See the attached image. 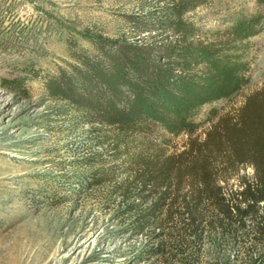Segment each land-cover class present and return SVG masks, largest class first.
Listing matches in <instances>:
<instances>
[{
    "label": "rangeland",
    "instance_id": "obj_1",
    "mask_svg": "<svg viewBox=\"0 0 264 264\" xmlns=\"http://www.w3.org/2000/svg\"><path fill=\"white\" fill-rule=\"evenodd\" d=\"M165 5L0 0V264H264V202L256 201L251 166L220 183L224 200L193 203L191 194L185 210L181 194L159 202L140 171L102 184L92 177L111 173L101 171L111 163H95L121 144L127 164L200 143L263 85L264 0H201L187 15L198 28L190 39L195 82L172 88L141 135L116 137L84 116L73 122L68 103L50 99L33 79L66 69L73 50L94 51L97 39L138 44L170 35L153 21L139 24L149 32L129 21L152 20L145 13Z\"/></svg>",
    "mask_w": 264,
    "mask_h": 264
},
{
    "label": "trees",
    "instance_id": "obj_2",
    "mask_svg": "<svg viewBox=\"0 0 264 264\" xmlns=\"http://www.w3.org/2000/svg\"><path fill=\"white\" fill-rule=\"evenodd\" d=\"M161 1L168 5L144 15L152 20L135 15L129 21L148 29L146 32L153 29L139 24L153 21L158 31L170 35L153 36V41L138 44L97 39L91 44L94 51L73 50L70 56L74 63L66 69L44 77L35 75L33 79L41 81L50 99L68 103L71 113L77 117L72 118L73 122L84 116L88 123L105 126L116 137L145 133L149 129L148 112L164 105L172 88L179 83L195 82V74L191 72L199 64L197 45L190 42L197 37L198 28L189 22L187 15L200 7L201 0ZM171 36L175 39H170ZM121 145L117 155L95 163H111L101 169L111 171L110 174L92 175L95 183L140 171L143 186L159 194V202L167 200L169 194H181L185 210L190 205L191 194L196 197L193 203L204 199L216 201L219 197L224 200L216 192L220 190V183L226 182L240 166L249 165L259 186L256 201L264 202V83L246 95L234 112L222 114L203 141L188 142L176 155L157 161L141 156L125 164L121 161L127 153L122 149L127 146ZM156 205L152 210L157 209Z\"/></svg>",
    "mask_w": 264,
    "mask_h": 264
}]
</instances>
